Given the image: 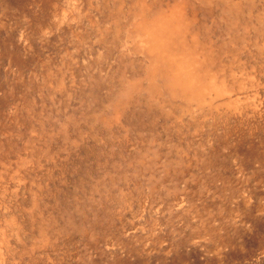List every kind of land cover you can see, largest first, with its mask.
I'll use <instances>...</instances> for the list:
<instances>
[{"label": "rangeland", "instance_id": "1", "mask_svg": "<svg viewBox=\"0 0 264 264\" xmlns=\"http://www.w3.org/2000/svg\"><path fill=\"white\" fill-rule=\"evenodd\" d=\"M135 1L0 0L2 264H264V114L167 128L128 100L115 38ZM164 1L264 99V0Z\"/></svg>", "mask_w": 264, "mask_h": 264}, {"label": "bare ground", "instance_id": "2", "mask_svg": "<svg viewBox=\"0 0 264 264\" xmlns=\"http://www.w3.org/2000/svg\"><path fill=\"white\" fill-rule=\"evenodd\" d=\"M148 1L134 2L126 14L127 26H121L115 38L116 55L126 57L131 64L133 75L130 76L136 75L135 80L126 84L127 99L136 100L147 110L155 109L165 114L167 128L187 122L203 124L208 130L231 123L239 128L256 124L257 118L264 114V99L259 98L257 91L250 94L241 90L250 82L254 84V73L249 74L245 69L249 78L252 75L245 80L235 75L231 65L223 61L222 46L208 40L207 32H201L193 8L189 12L184 5L164 0H155L152 4ZM225 1L228 2L222 7L227 11L239 8V1ZM249 5L252 10L251 2ZM118 81L122 84L124 79L120 77ZM21 179L19 176L18 185ZM9 243L10 236L0 224V264L7 260ZM9 264L13 263L9 261Z\"/></svg>", "mask_w": 264, "mask_h": 264}]
</instances>
